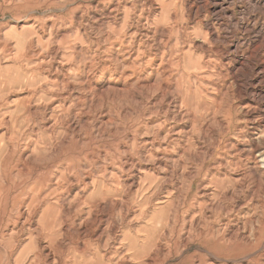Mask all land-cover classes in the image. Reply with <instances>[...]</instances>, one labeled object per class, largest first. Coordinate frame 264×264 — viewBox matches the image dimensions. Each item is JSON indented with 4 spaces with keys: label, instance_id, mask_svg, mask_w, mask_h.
<instances>
[{
    "label": "rangeland",
    "instance_id": "374dc122",
    "mask_svg": "<svg viewBox=\"0 0 264 264\" xmlns=\"http://www.w3.org/2000/svg\"><path fill=\"white\" fill-rule=\"evenodd\" d=\"M241 2L217 22L195 0H0V264H264V193L251 244L250 214L207 199L264 119L233 78L264 61Z\"/></svg>",
    "mask_w": 264,
    "mask_h": 264
},
{
    "label": "bare ground",
    "instance_id": "6f19581e",
    "mask_svg": "<svg viewBox=\"0 0 264 264\" xmlns=\"http://www.w3.org/2000/svg\"><path fill=\"white\" fill-rule=\"evenodd\" d=\"M153 1V0H152ZM210 0H195V3L197 5L195 13L192 8L189 9V13L191 15H197L203 11L209 12L210 15L217 21L220 22V19L224 17L225 12H227L231 4L228 5V0H212L209 3ZM242 4L245 6V10L247 14L254 13L256 11L264 12V0H241ZM188 3V2H187ZM155 4V3H154ZM183 4V3H182ZM239 4V3H238ZM228 5V6H227ZM155 7V6H154ZM157 7V6H156ZM158 10V9H156ZM230 11V10H229ZM234 12V11H233ZM102 13V12H101ZM174 13V12H173ZM200 13V14H202ZM244 13V12H243ZM106 14V13H105ZM159 14V13H158ZM92 15V14H91ZM103 16V15H102ZM119 16V15H118ZM202 16V15H201ZM96 17V16H95ZM245 17V16H244ZM243 17V18H244ZM250 17V16H249ZM228 18V16H227ZM247 18V17H246ZM194 19V18H193ZM229 19V18H228ZM231 19V18H230ZM245 19V18H244ZM229 21V20H228ZM244 21V20H242ZM248 21V19H247ZM231 23V22H230ZM243 23V22H242ZM206 24V23H205ZM208 24V23H207ZM210 24V23H209ZM219 24V23H218ZM221 24V23H220ZM227 24V23H226ZM211 25V24H210ZM247 25V24H246ZM206 27V26H205ZM208 27V26H207ZM227 27V26H226ZM248 27V26H247ZM212 28V27H211ZM249 28V27H248ZM263 28V27H262ZM162 29V28H161ZM207 29V28H206ZM213 29V28H212ZM234 29V28H233ZM246 29V28H245ZM133 30V29H132ZM131 30V31H132ZM228 30V29H227ZM240 30V29H239ZM247 30V29H246ZM245 30V31H246ZM252 30V29H251ZM261 31V30H260ZM161 32V31H160ZM229 32V31H227ZM246 33V32H244ZM253 33V32H252ZM255 33V31H254ZM257 33V32H256ZM210 34V33H209ZM215 34V33H214ZM227 34V33H226ZM261 32L257 33L253 39H249L248 42L251 45H254L256 43H259L261 39ZM234 35V34H233ZM264 35V33H263ZM223 36V35H221ZM227 36V35H226ZM235 36V35H234ZM242 36V35H241ZM248 36V35H247ZM251 36V35H250ZM180 37V36H179ZM249 37V36H248ZM253 37V36H252ZM214 38V37H213ZM211 38V39H213ZM37 39V38H36ZM179 39V38H178ZM210 39V40H211ZM230 39V38H229ZM235 39V38H234ZM231 40V39H230ZM247 40V39H246ZM225 41V40H224ZM214 42V41H213ZM220 42V41H219ZM218 42V43H219ZM230 45L238 44L235 53L237 55L240 54L239 51V45L240 41L236 40L229 43ZM243 44V43H242ZM242 46V45H241ZM248 46V45H247ZM257 46V45H256ZM208 49V48H207ZM210 49V48H209ZM222 50V49H221ZM232 51V49H231ZM242 51V50H241ZM252 53V52H251ZM250 53V55H252ZM264 53V52H263ZM249 54V53H248ZM254 55V52H253ZM259 55V54H258ZM241 56V55H240ZM235 58L234 60L236 63L240 66L241 70L233 75V78L236 82H239V79L243 78L245 87L244 91L240 90L241 97H248L249 102L252 104H258L263 103L264 104V96H257V88L255 87V81L259 75H264V61L260 60L252 64L250 67V70L242 74V68L246 67V64L248 62V58L242 57ZM246 56V55H245ZM250 57V56H249ZM259 58V57H258ZM256 59V58H255ZM261 59V57H260ZM232 60V59H231ZM226 62V61H225ZM234 62V61H233ZM252 62V61H251ZM237 67V66H236ZM258 68V71L256 70ZM238 69V68H237ZM221 71V70H220ZM231 72V71H230ZM232 73V72H231ZM242 74V75H240ZM259 81V80H258ZM230 82V81H229ZM264 83V82H263ZM243 84V83H242ZM262 85V84H261ZM220 87V86H219ZM260 87V86H259ZM222 88V87H221ZM220 88V89H221ZM261 90V89H260ZM237 91V90H236ZM102 94V92H101ZM240 97V96H239ZM59 102V101H57ZM240 105V104H239ZM242 106V105H241ZM242 109V108H241ZM253 109V108H252ZM256 109V108H255ZM255 109L251 111L249 118L251 121V134L249 136L248 144L243 145L240 147L238 144L236 146H233V157L235 160L239 161V165L237 168L230 167L228 163L225 162V168H221V166L217 167L216 169H212V172H216L219 176H224L225 179L220 180L216 186V188L219 189V191H216L212 189L211 187H207V199L209 201H212L214 198H220V197H229L230 200L234 201L235 207L238 209L240 214L249 213L250 216L244 218L242 217L241 223H238L234 227V235L233 239L240 238L243 242H247L251 244L250 236L245 232L244 222H250L252 224L256 221V211L258 206H260L261 202L259 201L258 195L260 193H264V119L259 121L257 119H253ZM216 114L214 117L219 115V112L221 111V107L217 105ZM249 111V112H250ZM248 112V113H249ZM261 113V112H260ZM246 114V113H245ZM259 114V113H257ZM213 115H210V117H207V132L216 133L217 128L215 129L213 127V119L219 124L220 126L223 125V120L221 117L219 118H213ZM244 116V114H243ZM256 116V115H255ZM257 117V116H256ZM259 117V116H258ZM242 118V117H240ZM239 118V119H240ZM243 119V118H242ZM247 119V118H246ZM243 125V124H242ZM189 126V124H188ZM241 128V126H240ZM239 129V128H238ZM246 129V128H245ZM240 130V129H239ZM240 132V131H239ZM248 132V131H247ZM257 132V133H254ZM250 133V132H248ZM195 138V137H194ZM246 138V137H245ZM244 139V138H243ZM233 140V139H232ZM209 141V140H208ZM207 142V141H206ZM235 142V141H233ZM63 143V142H62ZM238 145V146H237ZM211 151V150H210ZM224 154V153H223ZM232 162V161H231ZM263 166V168L261 167ZM25 166V165H24ZM61 168V167H60ZM25 171V170H24ZM137 171V170H136ZM43 172V171H42ZM29 173V172H28ZM138 175V174H137ZM253 180V183L255 184L253 188H249V184H251V180ZM132 182V181H131ZM138 182V181H137ZM6 183V182H5ZM250 198V202H246L245 199ZM71 210V209H70ZM22 212V211H21ZM26 213V212H25ZM247 215V214H246ZM26 216V214H25ZM35 216V215H34ZM33 218V217H32ZM258 219V218H257ZM33 220V219H32ZM103 220V219H102ZM22 222V221H21ZM78 223V222H77ZM227 223V222H226ZM29 226V225H28ZM12 227V226H10ZM9 227V228H10ZM34 228V227H33ZM3 230V229H2ZM17 230V229H16ZM23 232V231H20ZM252 232V231H251ZM8 234V233H7ZM21 234V233H20ZM37 234V233H36ZM39 234V233H38ZM73 234V233H72ZM119 234V233H118ZM27 235V234H26ZM86 236V235H83ZM88 236V235H87ZM22 241V240H21ZM27 241V240H26ZM23 244V243H22ZM68 244V243H67ZM19 245V244H18ZM46 247V246H45ZM132 248H136L134 244H131ZM5 249V248H4ZM17 249V248H16ZM48 249V248H47ZM10 250V249H9ZM7 251V250H5ZM109 251V250H108ZM6 253V252H5ZM141 254L140 250L138 248L136 249V256ZM8 255V254H6ZM53 255L51 251L47 254L46 258H50ZM209 256V255H208ZM216 257V256H215ZM15 258V257H14ZM106 258V257H105ZM213 258V257H212ZM102 259V258H101ZM138 259V257H137ZM247 259V258H246ZM5 260V259H4ZM216 261V260H215ZM6 262V261H5ZM230 262V261H229ZM212 263V262H211ZM5 264V263H4Z\"/></svg>",
    "mask_w": 264,
    "mask_h": 264
}]
</instances>
